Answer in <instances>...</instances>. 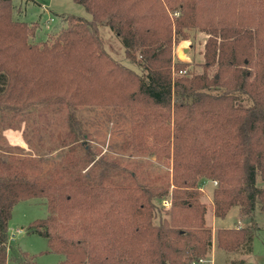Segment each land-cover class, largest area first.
<instances>
[{
	"label": "trees",
	"instance_id": "1",
	"mask_svg": "<svg viewBox=\"0 0 264 264\" xmlns=\"http://www.w3.org/2000/svg\"><path fill=\"white\" fill-rule=\"evenodd\" d=\"M74 1L90 19L62 13L35 42L38 22L14 18L16 0H0V264H41L7 249L12 207L30 198L45 199L48 215L26 230L63 255L56 264H201L213 241L250 253L253 224L213 232L206 216L238 207L240 219L254 223L257 202L264 215V0ZM101 26L133 66L106 52ZM188 29L208 35L204 70L174 77L185 63L174 59L172 43ZM235 92L251 104H237ZM61 106L127 109L122 148L153 155L170 172L146 178L106 164L80 129L63 134L66 149L46 169L8 143L4 130L23 124L24 132L31 122L37 129L41 109ZM118 170L124 174L114 179ZM205 180L216 182L209 206Z\"/></svg>",
	"mask_w": 264,
	"mask_h": 264
},
{
	"label": "rangeland",
	"instance_id": "2",
	"mask_svg": "<svg viewBox=\"0 0 264 264\" xmlns=\"http://www.w3.org/2000/svg\"><path fill=\"white\" fill-rule=\"evenodd\" d=\"M16 4L19 11L16 12L14 18L28 22H38L34 36L35 42L43 41L49 32L58 27L60 14L62 13L90 19V15L84 7L74 0H16ZM99 31L104 39L106 52L119 62L127 66H133L125 59L121 40L107 26H101ZM186 34L188 38L174 39L172 43L174 59L185 63L184 72L182 74L174 72V77H191L204 70V42L208 35L198 29H188ZM179 45L186 47V58L177 56ZM215 70V67L209 68V75H212ZM204 91L218 94L222 92V89H205ZM234 95L237 104L243 106L251 104V101L244 94L235 92ZM186 98L191 99L192 96ZM40 112L35 124L37 129H34L31 122V124L26 125L24 132H22V124L20 130H4V135L8 143L18 145L23 151L34 157L42 169L50 167L60 159L59 157L66 149L59 146L62 141L60 139L67 130L72 128L76 131L80 129V131L85 132L84 142L88 143L96 153L95 157L101 158L106 164L112 166L116 163L122 168L125 167L126 171H130V173L133 171L146 178L154 177L157 174L165 175V172H170V168L157 161L153 155L135 154L122 148L123 141L130 131L129 113L125 108L61 106L59 108H43ZM70 119L72 121H69ZM69 124H71L70 127ZM12 135H16L17 139ZM77 153L80 152L76 151L75 154ZM116 172H120L121 175L124 174L123 170L111 171L113 176L116 175ZM119 174L114 179H117ZM214 182L213 180H205L200 187L201 200L206 202L208 206L211 203L213 187L216 185V182ZM169 206L170 203L167 206L163 205L164 208H169ZM238 212V207H232L225 217L216 218L209 208L206 223L211 226L213 231L220 227H232L239 218ZM47 215V204L43 198L23 199L16 202L12 207L8 223V253L14 255L18 250L25 251L35 255V260L41 264H56L61 261L63 259L61 253L48 250L46 237L26 230V226L31 221L44 218ZM253 215L256 223H252L255 236L251 259L256 264H264V215L259 211L258 202ZM231 255L216 247L215 262L213 264H231ZM211 262L212 260H208L204 264H211Z\"/></svg>",
	"mask_w": 264,
	"mask_h": 264
},
{
	"label": "crops",
	"instance_id": "3",
	"mask_svg": "<svg viewBox=\"0 0 264 264\" xmlns=\"http://www.w3.org/2000/svg\"><path fill=\"white\" fill-rule=\"evenodd\" d=\"M12 136L17 139L16 135H12ZM238 216H239V212H238ZM249 225L252 226V223L250 224V222H248L247 220H241L240 216H239V218L237 219V221H236L234 226H249ZM234 226H232V227H234ZM223 228H229V227H223ZM254 236H255V232H254V235H253V239H254ZM215 250H216V246H215V242L213 241L210 255L206 259H204V261L201 264L206 263L208 260H210V261L212 260L211 264H213L215 262ZM252 251H253V240H252V250L248 254H242V253H240L238 251H232V252L225 251V252L232 254L231 255L232 256L231 264H256V263L253 262V259H251L252 258L251 257L252 256ZM239 261H241V263H238Z\"/></svg>",
	"mask_w": 264,
	"mask_h": 264
},
{
	"label": "water",
	"instance_id": "4",
	"mask_svg": "<svg viewBox=\"0 0 264 264\" xmlns=\"http://www.w3.org/2000/svg\"><path fill=\"white\" fill-rule=\"evenodd\" d=\"M185 52H186V47H183V45H179L177 48V56L186 58Z\"/></svg>",
	"mask_w": 264,
	"mask_h": 264
},
{
	"label": "built area",
	"instance_id": "5",
	"mask_svg": "<svg viewBox=\"0 0 264 264\" xmlns=\"http://www.w3.org/2000/svg\"><path fill=\"white\" fill-rule=\"evenodd\" d=\"M50 20H52V18H50ZM178 72H179L180 74H182L184 71H183V70H180V71H178ZM214 183H215V182H214ZM164 205H165V206L169 205V202H168V201H165V202H164ZM199 261H200V263H202V262L204 261V259H200Z\"/></svg>",
	"mask_w": 264,
	"mask_h": 264
}]
</instances>
